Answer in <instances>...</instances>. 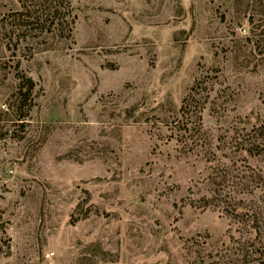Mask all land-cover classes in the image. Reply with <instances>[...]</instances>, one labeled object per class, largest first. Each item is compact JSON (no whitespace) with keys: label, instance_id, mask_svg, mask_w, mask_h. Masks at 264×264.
<instances>
[{"label":"rangeland","instance_id":"rangeland-1","mask_svg":"<svg viewBox=\"0 0 264 264\" xmlns=\"http://www.w3.org/2000/svg\"><path fill=\"white\" fill-rule=\"evenodd\" d=\"M65 3L0 0V264H264V0Z\"/></svg>","mask_w":264,"mask_h":264},{"label":"trees","instance_id":"trees-1","mask_svg":"<svg viewBox=\"0 0 264 264\" xmlns=\"http://www.w3.org/2000/svg\"><path fill=\"white\" fill-rule=\"evenodd\" d=\"M21 3L19 13L13 14L17 29L34 30L37 33L67 36L73 29L74 15L65 0H17ZM27 96L33 89V82L27 78Z\"/></svg>","mask_w":264,"mask_h":264}]
</instances>
